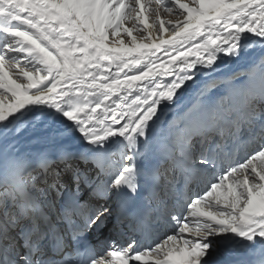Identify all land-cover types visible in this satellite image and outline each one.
Wrapping results in <instances>:
<instances>
[{"label": "snow or ice", "instance_id": "6c2138e0", "mask_svg": "<svg viewBox=\"0 0 264 264\" xmlns=\"http://www.w3.org/2000/svg\"><path fill=\"white\" fill-rule=\"evenodd\" d=\"M248 40L258 67L181 102ZM160 226L173 234L154 246L91 251L105 229ZM106 256L264 264V0H0V264Z\"/></svg>", "mask_w": 264, "mask_h": 264}, {"label": "bare ground", "instance_id": "6f19581e", "mask_svg": "<svg viewBox=\"0 0 264 264\" xmlns=\"http://www.w3.org/2000/svg\"><path fill=\"white\" fill-rule=\"evenodd\" d=\"M126 2H128V0H126ZM142 3L145 5L146 8L148 7L147 4H149V3H147V0H142ZM147 13L148 12H146V15H147ZM155 34L158 35V32L155 33ZM133 35L137 36L138 40L140 39L139 35L134 34V33H133ZM146 35H147V33H146ZM167 36H168V33H165L164 37L167 38ZM125 42L127 43L128 41L125 40ZM249 42H253L252 45L255 44V42L251 41V40L244 41V44H247ZM259 49H260V47H259ZM259 53H260V55H259ZM257 55H259L257 57V62H256L255 58L253 60L250 59L249 61L245 60L244 62H238V61H242V60H240V59L239 60L238 59L237 60L236 59H228L226 57L221 56L220 60L218 61L219 67H220V70L218 72H223L226 67H227V70L224 71L220 76H217V77L215 76V73L212 74V76H210V77L200 76L199 79H198V82L196 84H192V82H189V84L191 85L190 91L188 93H186L183 97H181V102L183 104H186L187 102L194 101L195 97L200 95V92H197V89L200 88V85L204 84L205 81H207V84H206L205 87H203L201 89V91L203 93H205L208 90L213 89V92H215L216 88L208 89L210 86L214 85L215 80H219L220 81V79H227V77H232V76H235V75H241L242 73H245L247 71L253 70L254 67H258L259 59H260V57L262 55L261 49L258 51ZM236 61L238 62V64H234V62H236ZM242 63H245V64L242 65V66H239ZM246 64H249V69L248 70H247V68H245ZM224 65H225V67H224V70H223L222 66H224ZM230 65L233 66V67H230ZM227 73L229 75L225 76V74H227ZM164 82H166V81H160L161 84L164 83ZM214 86H216V85H214ZM167 118L171 119L172 118V113H169ZM121 123H123V122H121ZM24 139H27V137L25 136ZM112 149L116 150L117 155H121L123 146L121 145L119 140H117L112 145H110V151ZM104 231L107 232L106 229ZM167 231H169L170 234H173V229L171 227ZM123 234H125V233L123 232ZM185 238H187V237H185ZM147 259H150V258H147ZM111 261H114V259L110 257V260L108 261V264H111Z\"/></svg>", "mask_w": 264, "mask_h": 264}, {"label": "rangeland", "instance_id": "374dc122", "mask_svg": "<svg viewBox=\"0 0 264 264\" xmlns=\"http://www.w3.org/2000/svg\"><path fill=\"white\" fill-rule=\"evenodd\" d=\"M182 2H185V3H190L191 2V0H182ZM147 3H149V4H147L148 5V7L147 8H152V9H155L156 8V4H157V0H147ZM169 7H172L173 5H168ZM160 15H161V19H164V20H166V21H172V22H175L177 19H182V16H180L179 15V13L178 12H176V11H173L172 13H167V12H164L162 9H161V13H160ZM147 16H148V23H151L154 19H155V14H154V12H148L147 13ZM125 26L126 27H129V28H132L133 27V22H131V21H125ZM157 27H158V22H157ZM134 34H137V35H139L140 37L142 36V35H146V32H144L143 31V26L142 25H139V24H137V28H136V30L133 32ZM121 38H123L124 40H127L128 42H129V37L127 36V34L126 33H122L121 34ZM252 43L253 42H249V43H247V44H245V45H249L250 47H248V48H246V55H245V57L243 58V59H240V60H242V61H238V62H244L245 60L246 61H249L250 59L251 60H253L254 58H255V60H256V62H257V57L260 55V53H259V55H257V53H258V51L260 50L259 49V46L258 45H256V44H253L252 45ZM237 60V59H236ZM239 60V59H238ZM238 62L236 61V62H234V64H238ZM245 63H242V64H240L239 66H242V65H244ZM224 67H225V65L224 66H222V68H223V70H224ZM230 67H233V66H231L230 65ZM227 70V67L225 68V70L224 71H226ZM223 71V72H224ZM223 72H216L215 73V76L217 77V76H220ZM228 74V73H227ZM22 82V81H21ZM166 82H170V81H166ZM220 81L219 80H215V83H214V85H216L217 83H219ZM217 90V92L219 91V89H216ZM210 92H213V89H211L210 90ZM122 152H123V149H122ZM122 152H121V157H122ZM227 183V182H226Z\"/></svg>", "mask_w": 264, "mask_h": 264}]
</instances>
